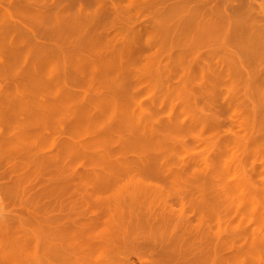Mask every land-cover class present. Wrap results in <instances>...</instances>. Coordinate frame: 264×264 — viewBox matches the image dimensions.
I'll use <instances>...</instances> for the list:
<instances>
[{
  "label": "bare ground",
  "instance_id": "bare-ground-1",
  "mask_svg": "<svg viewBox=\"0 0 264 264\" xmlns=\"http://www.w3.org/2000/svg\"><path fill=\"white\" fill-rule=\"evenodd\" d=\"M0 264H264V0H0Z\"/></svg>",
  "mask_w": 264,
  "mask_h": 264
}]
</instances>
